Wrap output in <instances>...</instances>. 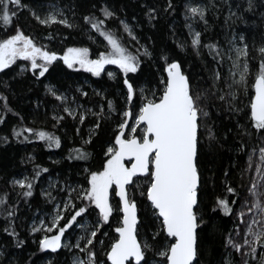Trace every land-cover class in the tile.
I'll return each instance as SVG.
<instances>
[{
  "label": "trees",
  "instance_id": "16d2710c",
  "mask_svg": "<svg viewBox=\"0 0 264 264\" xmlns=\"http://www.w3.org/2000/svg\"><path fill=\"white\" fill-rule=\"evenodd\" d=\"M190 1L207 10V23L200 21L199 17L186 18L191 16L186 11ZM22 3L26 7L11 26L5 29L0 23V42L20 32L31 38L35 46L55 53L57 57H63L69 48H87L89 59L95 60L100 53L110 52L111 47L98 32L90 29L84 17L104 19L102 9L107 7L115 12L116 17L105 21L106 29L140 61L138 72L129 73L127 77L136 90L130 103L126 102L125 75L112 64L105 65L100 76H95L79 65L69 68L62 59H57L48 66V72L39 77V69L34 74L31 62L18 58L0 72V96L6 97V100H0V118L3 121L0 123V198L7 196V204L0 207V264H72L76 255L86 259L79 249L70 246L57 252L41 251L40 239L45 234L52 236L57 233L55 228L50 233L33 232V227L41 224L51 226L58 209L59 215L64 217L59 221L63 226L74 214L73 205L79 209L88 203L80 198L83 189L89 187L88 173L103 170L102 165L108 158L107 149L114 144L119 124L127 120L129 127L134 126L144 97L153 100L162 95L167 78L164 57L168 62H179L192 90L203 93L211 87L215 71L227 78V49L235 36L240 43L248 45L250 68L257 71L258 59L253 57H257V50L264 46V0H253L252 10H248V0H171V9L168 8V0H22ZM151 9L155 10L156 16L152 20L149 19ZM46 11L56 13L58 20H67L71 27L60 23L44 25L32 15L34 12L42 19L41 14ZM120 21L129 26L135 40ZM188 25H191V32ZM193 30L201 33L199 54L191 45ZM209 44L220 51L222 63L218 64L213 59L215 50H210ZM144 48L151 52V58L143 55ZM37 63L43 61L38 59ZM49 88L64 100H56ZM253 93L250 86L247 93L240 96L237 106L242 111L239 114L214 98L207 108L210 117L206 121L207 127L201 128L198 146L199 207L207 221L198 230L201 264H227L229 260L232 264H240L237 252L225 245L229 234H233L238 225L236 213L250 187L246 172L249 151H259L264 139V134L257 133L250 120ZM109 102L112 103L111 109ZM65 108L72 115L64 111ZM101 109L103 116L100 115ZM125 111L131 112L130 118L124 117ZM81 117H84L82 123ZM96 123L100 124L99 129H96ZM24 128L32 129L33 133L23 132L19 137L14 134ZM207 129L215 134L214 141L207 139ZM40 131L59 138L60 147H49L46 140L39 139L35 133ZM136 134H141L140 128ZM89 139L91 143L86 144ZM75 149L89 153V159H75ZM44 168L48 171H42ZM25 177L33 183L31 197H24L25 189L13 184L14 180ZM139 179L140 187L128 186L130 197L135 199L138 208V239L143 241L147 238L159 249L167 241L163 233L152 240L159 223L152 215L150 202L141 194L147 187V179ZM228 186L236 190V196L227 192ZM218 198L229 200L233 209L231 215L226 216L219 209L216 204ZM233 200L234 204L231 203ZM110 202L114 209L120 207L115 195ZM8 207H16V214L6 219L4 209ZM98 211L92 206L77 217V222L62 237V244L67 242L77 226L86 224L91 231L98 220L102 222ZM121 220V212L114 211L109 222L99 228L96 241L103 240L104 243L102 246L98 243L93 245L99 262L109 264L106 252L118 237L115 228ZM5 228L10 231L14 228L17 237L7 235ZM17 241L23 242L21 247H17ZM81 246H84L83 241ZM151 256L149 253L148 257Z\"/></svg>",
  "mask_w": 264,
  "mask_h": 264
},
{
  "label": "snow or ice",
  "instance_id": "6c2138e0",
  "mask_svg": "<svg viewBox=\"0 0 264 264\" xmlns=\"http://www.w3.org/2000/svg\"><path fill=\"white\" fill-rule=\"evenodd\" d=\"M253 6V0H248V10H252ZM25 7L22 0H0V23L5 29L13 24L14 19ZM172 7L171 0H168V8ZM29 11L31 10L29 9ZM186 11L191 13V16L186 18L199 17L200 21L207 23L205 8L189 6ZM102 12L104 19L85 16L84 20L90 29L98 32L107 41L111 47L110 52L100 53L98 59L91 60L87 48H69L67 54L57 57L55 53L42 50L35 46L31 38L17 32L0 42V72L10 67L18 58L30 61L34 74L39 69V77H43L49 70L48 66L57 59H62L69 68L79 65L95 76H100L105 65L112 64L116 65L125 75L123 83L127 87L126 102L130 103L136 90L127 77L129 73L138 72L140 61L138 56L128 52L114 34L106 29L105 21L115 18V12L107 7H104ZM32 15L44 25L60 23L71 27L67 20H58L57 14H50L43 19L34 12ZM59 15L63 14L59 13ZM155 18V10H149V19ZM120 23L128 35L135 40L136 37L132 35L129 26L124 21H120ZM188 27L191 32V25ZM193 35L191 45L199 54L201 33L195 32ZM207 47L210 50H215L213 59H216L218 64L222 63L223 56L215 45L209 44ZM233 51L234 56L228 55L231 65L227 78L222 77L218 70L215 71L211 87L203 93L192 90L189 79L182 72L179 62H168L167 57H164L167 63V78L166 82L162 81L165 83L162 95L153 100L144 97L139 114L134 120V126L129 127L127 120L119 124L114 144L107 149L108 158L102 165L103 170L88 173L89 187L83 189V195L80 197L88 203L79 209H75V205H73L74 214L68 221H65L63 226H60L59 221L64 217L59 215L58 209V214L53 218L51 226L45 227L41 224L40 227H33V232L50 233L54 228L56 230L57 234L52 236L45 234L40 239L41 251L57 252L62 247L68 248L69 245L62 244L65 232L77 222V217L82 216L89 207L94 206L99 210L98 215L102 222L98 220L90 233L77 241L74 247L79 249L86 259L76 255L72 264H104V262L98 261L93 245L96 243L103 245L104 241H96V237L99 228L109 222L114 211L122 212L123 215L120 225L115 228L118 237L106 252V260L110 264H201L199 259L201 255L200 232L198 230L202 229L207 221L199 207L201 180L198 168V146L201 140V128L202 126L207 127L206 121L210 117L207 108L214 98L216 101L226 104L230 111L239 114L242 109L237 106V101L241 95L247 93L250 86L254 87L255 97L250 103V120L253 129L257 133L264 134V46L257 50L258 56L253 57V59H258V70L255 72L250 68L247 44L243 47H235ZM143 55L151 58L152 54L147 48H144ZM38 59L43 63L38 64ZM222 80L223 84H221ZM48 91L55 96L56 100H64V97L55 95L53 89L49 88ZM85 95L87 94L85 93ZM141 95L143 96L142 89ZM0 100H6V97L0 96ZM108 107L112 108L111 102L108 103ZM64 111L72 115L67 108ZM100 115L103 116V109H101ZM123 115L130 118L132 114L130 111H125ZM53 119H57V117H53ZM59 119H63V117H59ZM83 119L84 117H81V123ZM2 122V118H0V123ZM95 127L99 129L100 124L96 123ZM138 128L141 133L139 136L136 134ZM23 132L33 133V130L24 128L14 134L19 137ZM207 132V139L210 142L214 141L215 134L211 129H207ZM35 135L41 140H46L49 147L53 145L57 148L60 147V140L54 135L43 131L37 132ZM85 143H91V140L89 139ZM75 152L77 153L75 159H89V153L81 149H75ZM126 160L132 162L130 166L125 164ZM260 162L262 167L256 168L257 179L252 182L249 190L252 200L251 202L247 200L242 202L239 214L240 222L245 225L244 235L240 241H236L229 234L225 245L231 247L235 252L241 253V264H252L253 261L255 264H264V148L260 149ZM248 163L250 170L251 156H249ZM42 171L47 172L48 169L44 168ZM38 175L39 173H37ZM225 175L227 176V173ZM140 177L147 179V187L141 194L146 196L150 202L149 208L159 223V228L153 233L152 240L155 241L156 237L163 233L167 241L159 249L149 243L147 238L143 241L138 239L137 225L140 221L137 216V203L134 198L130 197L128 186L140 187ZM13 184L25 189L24 197L33 195V183L27 177L23 180H14ZM226 190L233 196L237 195L236 190L231 186H228ZM113 195L118 196L120 202V207L115 209L110 202ZM231 203L234 204L235 201L233 200ZM6 204L7 196L0 198V207ZM216 204L224 215L233 213L229 200L218 198ZM244 208L249 210L248 220H244ZM64 210H68L67 206ZM212 210L216 211V208ZM4 211L7 213L5 218L9 219L15 216L16 207H8ZM4 231L13 238L18 235L14 228L11 231L5 228ZM236 232L237 235H240L239 229ZM81 241H83V247ZM22 244V241H17V247H21ZM149 253H152L151 257H148ZM227 264H232V261H227Z\"/></svg>",
  "mask_w": 264,
  "mask_h": 264
},
{
  "label": "rangeland",
  "instance_id": "374dc122",
  "mask_svg": "<svg viewBox=\"0 0 264 264\" xmlns=\"http://www.w3.org/2000/svg\"><path fill=\"white\" fill-rule=\"evenodd\" d=\"M189 6H191V7H200V5H198V3H194V2H191V1L189 3ZM50 14H56V13H54V12L52 13L51 11H46L43 14H41V17L43 19L44 17H46V16H48ZM194 33H195V30H193V34ZM238 39L239 38H237L235 36L232 37L230 42H229V45H228L229 48L227 50H229V54H231L233 56L235 55V53L233 51V49L235 47H243L244 46V44L240 43ZM227 59H228V57H227ZM228 63H229L228 64V69H229V67L231 65V61L229 59H228ZM261 148H264V139L262 140ZM249 156L252 157V165H251V169L249 170V163L247 162L246 172H247V175L250 178V187L248 188L250 190L252 182L257 179V177H256V168L257 167H262V166H261V162H260V150L257 151V152H254L253 150H250L249 151V155H248V160H249ZM249 190H248V193L245 196V198L242 200V202L245 201V200L251 202L252 197L249 196ZM242 202L240 203V206H239V208L237 210V213H236V218L239 221L238 225L234 229L233 234H231L232 238L234 240H236V241H240L241 237L244 235V230H245V225L242 224L240 222V219H239V214H240V211H241V208H242ZM243 210L245 212L244 220H248L249 219V215H248V211L249 210H248V208H244ZM237 229H239L240 235H237V232H236ZM88 233H90V230L88 229L86 224L77 226L75 229H73V231L71 232V234L69 236L70 238L67 240V242L65 244L69 245V247L70 246L74 247L75 244L77 243V241H79L82 236H86ZM73 247H72V249H73ZM229 248L231 249V251H234L231 247H229ZM237 254L239 256V263L241 264V253H237ZM252 264H255V262L253 261Z\"/></svg>",
  "mask_w": 264,
  "mask_h": 264
},
{
  "label": "water",
  "instance_id": "95a60500",
  "mask_svg": "<svg viewBox=\"0 0 264 264\" xmlns=\"http://www.w3.org/2000/svg\"><path fill=\"white\" fill-rule=\"evenodd\" d=\"M181 70H182V68H181ZM182 72H183V70H182ZM184 73V72H183ZM166 75H167V71H166ZM253 89H254V87H253ZM254 97H255V89H254V93H253V98H252V100L254 99ZM143 126V125H142ZM126 163H128V166H130V164L132 163L131 161H125V164ZM117 197V199L119 200V197L118 196H116ZM121 214L123 215V213L121 212ZM137 216H138V208H137ZM138 219H139V217H138ZM137 228H138V225H137ZM118 234V233H117ZM109 264H110V262H109Z\"/></svg>",
  "mask_w": 264,
  "mask_h": 264
}]
</instances>
